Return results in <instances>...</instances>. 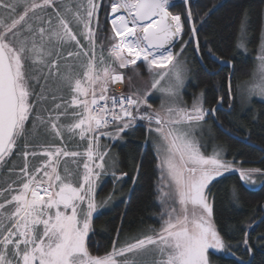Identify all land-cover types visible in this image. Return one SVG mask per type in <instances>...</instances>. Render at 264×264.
Here are the masks:
<instances>
[{
    "label": "snow or ice",
    "instance_id": "1",
    "mask_svg": "<svg viewBox=\"0 0 264 264\" xmlns=\"http://www.w3.org/2000/svg\"><path fill=\"white\" fill-rule=\"evenodd\" d=\"M74 2L75 8L64 0H0V170L7 169L10 177L0 181V264H214L220 254L248 264L217 227L212 187L231 172L255 185L264 168L237 165L225 158L222 147L206 154L195 135L208 119H218L224 96L218 108L204 106L203 92L191 110L182 100L158 109L148 102L154 90L171 92L172 81L187 77L188 67L179 61L186 49L196 55L202 51L190 0H182L186 14L170 10L173 0ZM109 9L106 58L96 47L98 34L108 31L99 15ZM248 18L245 9L242 35ZM207 52L221 59L211 47ZM258 59L264 68V44ZM116 65L131 67L140 79L146 65L150 86L109 97V82L122 79ZM65 88L75 93L70 100ZM138 121L145 122V145L151 141L155 156L161 211L153 215L160 227L123 239L117 229L112 251L93 256L88 241L94 215L115 199L112 194L101 203L96 199L109 175V144L101 138L123 140ZM134 171L133 185L143 179V160ZM110 174L114 190L128 176ZM232 198L238 199L236 188ZM239 246L249 255L253 251L247 229Z\"/></svg>",
    "mask_w": 264,
    "mask_h": 264
},
{
    "label": "trees",
    "instance_id": "2",
    "mask_svg": "<svg viewBox=\"0 0 264 264\" xmlns=\"http://www.w3.org/2000/svg\"><path fill=\"white\" fill-rule=\"evenodd\" d=\"M64 2L70 6L74 5V0H64ZM190 7L193 20L201 30L199 35L202 48L200 56L205 57L203 62L208 70L214 73L221 68L216 61L214 62V57L208 54V47H211L222 61L230 60L235 66L232 83L234 107L231 112L219 111L217 121L235 137L253 143L264 150V102L254 100L249 110L239 113L233 96L235 84L251 78L256 66L255 57L264 25V0H190ZM245 9L248 10L249 18L245 29L246 51L243 52L237 45L241 36L239 25ZM170 10L177 14H186L182 0H175ZM109 12L110 9L107 13L102 12L99 15V19L104 21L108 31L98 34L97 53L102 49L106 54L110 44L107 39L110 34L107 17ZM101 42L103 47L100 46ZM186 53V55L182 54V57L191 68L190 78L192 79L186 88V99L190 101L192 94L203 92L204 106L213 108L217 106L219 97L223 95V108L228 110L231 104L228 88L231 70L227 68L229 71H220L216 76H212L201 67L199 58L191 51V47L186 49ZM63 95L70 100L75 93L65 88ZM208 121L212 123L217 132L218 142L225 148L226 159L245 167L264 168V152L228 136L213 118ZM67 135L65 133V136ZM123 136H125L124 142L113 144L110 147V157L116 167L109 170V175L104 176L103 184L98 191L100 199H105L110 194L118 199L111 209L94 217L93 232L90 233L88 241L89 252L93 256H104L112 251L113 241L117 239V229L121 230L120 238L123 239L136 236L149 226L157 228L160 225L158 217L153 215L161 211V205L156 199L158 192L155 187L157 172L154 165V152L150 142L147 146L145 145L146 126H135ZM22 142L23 138L18 141V143ZM11 159H16V157L13 156ZM141 160H143V179L133 185L129 177L135 175V166ZM111 171H115L117 175L121 172L128 173V176L124 177L125 182L117 185L115 190ZM5 179H9L10 182L7 169L0 170V181ZM213 185L215 187L212 185L210 187L214 193L212 197L214 220L224 240L232 246L236 255L248 264H264V185L253 190L240 181L236 172L225 173L223 177L214 181ZM233 188H236L238 193L236 200L232 198ZM130 189L131 197L129 198ZM245 229L248 230L253 248L250 255L239 246V242L244 238ZM213 260L216 264H237L232 256L227 255L214 256Z\"/></svg>",
    "mask_w": 264,
    "mask_h": 264
},
{
    "label": "rangeland",
    "instance_id": "3",
    "mask_svg": "<svg viewBox=\"0 0 264 264\" xmlns=\"http://www.w3.org/2000/svg\"><path fill=\"white\" fill-rule=\"evenodd\" d=\"M173 1H175V0H173ZM72 4V3H71ZM109 16H110V12H109V14H108V18H109ZM108 25H109V28H110V24L108 23ZM111 29V28H110ZM262 33H264V25H263V29H262ZM240 43H243L244 44V48H240V50H242L243 52H245L246 50V43H245V34L244 35H242L241 34V36H240V39H239V43L238 44H240ZM262 44H264V40H262V36H261V40H260V45H259V47H258V51H257V56L255 57V59H256V61H255V65L257 66L258 64H259V56H260V54H261V46H262ZM179 58H183V60H184V63L186 64V65H188V63H187V61L184 59V57H182V54L179 56ZM255 66V67H256ZM188 68H189V72H190V75H191V68L189 67V65H188ZM126 72H125V74H126V76L128 77L127 79H129V81L133 84V85H136V86H139V83H138V81H139V79L140 78H137V77H135L134 75H133V72H132V68H128V69H124ZM147 70V69H146ZM147 73H148V70H147ZM140 74H141V72H140ZM147 75H149V74H147ZM146 75V76H147ZM251 76H253V73H252V75ZM147 77H149V76H147ZM191 76H189V79H188V81H187V83H186V87L183 89V92H182V97H183V99H182V101H183V103H182V106H186V107H188L189 108V110H191V106L193 105V103L194 102H196V100L197 99H199L200 98V92L199 93H197V94H192V98L190 99V101L189 100H187L186 99V92H187V90H186V88H187V86H188V84L191 82V78H190ZM250 79V78H249ZM241 82V81H240ZM240 82H238L237 84H240ZM237 84H235V86H234V88H235V91H234V98H235V102L237 103V109L239 110V113H244V112H246L247 110H249V108H250V106H248V107H246V108H242V106H241V103H240V99H239V94H238V89H237V87H236V85ZM109 85V84H108ZM136 90V89H135ZM153 95L156 97V99L158 100V102H159V105H160V100H161V97L156 93V92H153ZM150 100V96L148 97V101ZM256 100H258V101H262V102H264V100H260V99H256ZM254 101V100H253ZM252 101V102H253ZM203 102H204V100H203ZM159 105L157 106V107H154L153 106V108L154 109H158L159 108ZM195 135L197 136V138H202V143L204 144V151L206 152V154H211L212 153V151H213V149L214 148H219V147H222L224 150H225V148L222 146V144L221 143H219L218 142V140H217V132L214 130V128H213V125H212V123L211 122H209V121H207V126L206 127H204V128H202V129H197L196 130V132H195ZM102 139V141L103 142H105V143H108L109 144V149H108V152H109V156L108 157H106V161L108 162V163H106V168L108 169V170H113V168H115L116 167V165H115V163L113 162V160H112V158L110 157V150H111V145H113V144H116V143H121V142H124L125 141V136H124V139L123 140H117V141H114V142H111V141H108L107 140V138H101ZM150 142V144H151V141H149ZM152 145V144H151ZM225 158H226V152H225ZM220 178V177H219ZM219 178H217V180L219 179ZM256 180H257V183L255 184V185H248L251 189H259V188H261L263 185H264V178H261V177H256ZM214 182V181H213ZM102 182L100 183V185H99V188L97 189V197H96V199H97V202L98 203H101V202H103L104 200H106V198L105 199H100L99 198V196H98V191L100 190V188H101V186H102ZM117 197L115 196V199H113V200H111V201H109L106 205H104L102 208H100V210H99V213H97V214H95L94 215V217H96V216H99V215H101L102 214V212L103 211H107V210H109V209H111L112 208V206L116 203V201H117ZM161 223V222H160ZM160 227V225L159 226H157V229ZM154 228V227H153ZM140 233H137L136 235H139ZM220 255H222V256H224V255H227V256H232V255H230V254H220ZM214 264H216V263H214Z\"/></svg>",
    "mask_w": 264,
    "mask_h": 264
},
{
    "label": "clouds",
    "instance_id": "4",
    "mask_svg": "<svg viewBox=\"0 0 264 264\" xmlns=\"http://www.w3.org/2000/svg\"><path fill=\"white\" fill-rule=\"evenodd\" d=\"M179 61L184 62L183 58H179ZM189 76L190 72L188 68V75L183 80V82L176 83L175 81H172L171 92L162 91L159 88L154 90L161 97L159 108L174 105L183 99L182 92L186 87ZM138 83L139 87L132 85L136 88V92H143L150 86V81L148 78L139 79ZM239 85L240 87L238 88V94L242 108L250 106L253 100H264V68H261L258 64L253 69V76L250 79L241 81ZM166 86L167 85H165V87Z\"/></svg>",
    "mask_w": 264,
    "mask_h": 264
},
{
    "label": "water",
    "instance_id": "5",
    "mask_svg": "<svg viewBox=\"0 0 264 264\" xmlns=\"http://www.w3.org/2000/svg\"><path fill=\"white\" fill-rule=\"evenodd\" d=\"M109 20V19H108ZM196 56H198V58H199V62H200V65H201V67H203L204 68V70H206L210 75H212V76H216V74H218L222 69H225V68H229L230 70H231V72H230V75H229V84H230V87H229V84H228V88H229V98L231 99V107H229L228 108V110H226L227 112H231L232 110H233V107H234V99H233V97H232V92H233V88H232V83H233V80H234V73H235V66H234V63L233 62H231L230 64H225V63H223L222 62V60L220 59V60H217L215 57L213 58L214 59V62L216 61V63L219 65V66H221V68H220V70L219 71H216V72H210L209 70H208V68L205 66V63L203 62V60H201L200 59V54L199 55H196ZM233 69H234V71H233ZM217 108L219 107V103L217 104V106H216ZM219 111H224L223 110V108L221 109V110H219ZM218 111V112H219ZM218 114V113H217ZM213 120L217 123V125L220 127V129L223 131V132H225L228 136H231V137H233V138H235V139H237V140H239V141H241V142H244L245 144H247V145H249V146H253V147H255L256 149H258V150H260L261 152H264V150H262L261 148H259L258 146H256L255 144H253V143H250V142H247L246 140H243V139H239V138H237V137H235L230 131L229 132H227L223 127H222V125L220 124V122L219 121H217V118H213Z\"/></svg>",
    "mask_w": 264,
    "mask_h": 264
},
{
    "label": "built area",
    "instance_id": "6",
    "mask_svg": "<svg viewBox=\"0 0 264 264\" xmlns=\"http://www.w3.org/2000/svg\"><path fill=\"white\" fill-rule=\"evenodd\" d=\"M122 76V79L121 80H111L110 82V85H108V91H107V95L109 97H114L116 99H119L121 97H127L129 96L130 94H128V92H126L125 94H122V92H120V95H117L119 92L117 91V86L118 84H122L124 86V88L126 89L127 91V81H126V78H125V75L123 73H118ZM142 124H145V122H142V121H138L136 125H142Z\"/></svg>",
    "mask_w": 264,
    "mask_h": 264
},
{
    "label": "crops",
    "instance_id": "7",
    "mask_svg": "<svg viewBox=\"0 0 264 264\" xmlns=\"http://www.w3.org/2000/svg\"><path fill=\"white\" fill-rule=\"evenodd\" d=\"M74 3V5H72L71 7H73V8H75V2H73ZM79 38V37H78ZM73 50H75V49H73ZM97 52V51H96ZM101 52H103V54L105 55V57L107 58V53L105 54V52L102 50V49H100V51L98 52V54L99 53H101ZM65 55H66V53H65ZM70 61L71 60H73L74 58H68ZM77 67V65L74 63L73 64V68L75 69ZM116 68H117V72H125V70L124 69H119L118 68V65H116ZM128 78V77H127ZM127 91L129 92V94H131V95H134L135 93H136V88L135 87H133L132 85V83L130 84V81H129V79H127ZM109 84H110V82H109ZM137 87H139V86H137ZM82 99V98H81ZM149 103H151L152 104V106H154V107H157L158 105H159V102H158V100L157 99H154V100H152V99H150L149 101H148Z\"/></svg>",
    "mask_w": 264,
    "mask_h": 264
},
{
    "label": "flooded vegetation",
    "instance_id": "8",
    "mask_svg": "<svg viewBox=\"0 0 264 264\" xmlns=\"http://www.w3.org/2000/svg\"><path fill=\"white\" fill-rule=\"evenodd\" d=\"M174 51H175V50H174ZM146 69H147L146 65H145L143 68L140 69L141 77H142V78H149V77H147V76H149V75H147V74H149V73H147V70H146ZM146 75H147V76H146ZM150 99H152V100L156 99V97L153 95V93H152V95L150 96ZM223 110L226 111L225 108H223Z\"/></svg>",
    "mask_w": 264,
    "mask_h": 264
},
{
    "label": "bare ground",
    "instance_id": "9",
    "mask_svg": "<svg viewBox=\"0 0 264 264\" xmlns=\"http://www.w3.org/2000/svg\"><path fill=\"white\" fill-rule=\"evenodd\" d=\"M139 63V62H138ZM124 90V91H123ZM117 91L119 92L117 95H120V92H122L123 91V93L122 94H125L127 91H126V89L124 88V86L122 85V84H118V86H117ZM128 94H129V92H128Z\"/></svg>",
    "mask_w": 264,
    "mask_h": 264
}]
</instances>
